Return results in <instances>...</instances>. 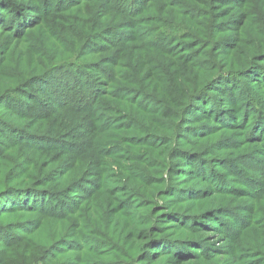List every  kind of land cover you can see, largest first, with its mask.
Masks as SVG:
<instances>
[{
	"label": "rangeland",
	"instance_id": "rangeland-1",
	"mask_svg": "<svg viewBox=\"0 0 264 264\" xmlns=\"http://www.w3.org/2000/svg\"><path fill=\"white\" fill-rule=\"evenodd\" d=\"M0 5V76L16 78L5 89L0 86V92L10 95L20 89L15 97L26 104L19 116L24 121L12 120L14 128L10 125L7 136L4 131L0 136L4 146L11 143L7 150L12 148L21 159L15 171L36 172L39 191L52 194L44 206L29 202L24 214L0 220L1 264H47L48 244L54 243L61 247H55L53 258L60 256L55 264H177L175 260L192 257L189 250L197 253L199 247L209 252L203 264H258L256 259L264 256V40L259 42L251 22L254 17L264 20V0H0ZM219 10L223 11L217 13ZM232 20L233 26L215 27ZM127 37L125 43L133 44H122ZM232 42V50L224 52L223 45L229 48ZM85 44L93 49L112 46L109 56L94 54L82 59L79 54H63ZM179 48L175 56L189 51L192 57L187 62L194 65L192 69L185 68L180 74L167 63L168 75L148 67L154 61L166 63ZM55 59L76 62L75 68L43 76ZM82 61L96 63L87 64L84 71L79 66ZM116 61L121 78L117 92L123 104L113 112H109L111 108L99 111L84 100L101 90L106 95L104 84L108 82H101L106 80L102 77H106L104 71L115 69ZM137 61L139 65L130 68ZM253 62L258 64L249 72H228ZM222 74L235 77L217 80L208 89L213 104L209 107L219 117L218 127L204 121L205 116H197L175 133L173 129L181 126H176L177 120L167 119L162 108L178 117L180 108H172L183 105V87L192 94ZM85 77L94 81L92 92L73 85L76 79H83V85ZM25 80L22 87L15 88L14 83ZM170 86L173 94L167 89ZM133 89L137 91L125 101ZM26 95L28 99L23 98ZM24 103L14 101L12 106L21 110ZM219 107L227 108V114ZM5 110H0V117L6 118L2 116ZM230 117H235L234 122ZM159 129L163 134L152 136ZM165 134L167 141H173L160 150L162 143H157ZM33 135L37 138L32 139ZM150 137L156 140L155 150L154 144L142 142ZM24 141L40 145L43 151L31 154L20 146ZM94 145L95 152L88 149ZM180 148L191 153L199 181L189 184L190 180H183L189 173L181 169L189 168L178 162L182 160ZM132 154H139V160ZM28 158L31 163L23 164ZM136 169L141 173L128 177ZM6 170L13 166L3 168L0 162V188L5 185L1 174ZM163 176L164 181L169 177L168 186L159 182ZM132 184L142 193L155 191L154 199L137 204L131 197L125 200ZM211 187L216 196L204 201L202 195ZM198 189L196 197L203 199L196 204L202 206L181 210L177 203ZM184 193L187 195L178 202L168 203ZM55 199H62L59 204L84 208L79 215L71 216L76 209L57 218L47 206ZM206 209L210 214H198V220L223 214L220 224L210 219L214 229H206L207 242L189 221L193 213ZM178 210L181 212L176 214ZM225 229L232 233L225 234ZM154 242L167 243L169 248L143 253ZM11 247L23 254L13 255ZM37 249L43 257L32 255ZM174 251L180 255L174 257Z\"/></svg>",
	"mask_w": 264,
	"mask_h": 264
},
{
	"label": "trees",
	"instance_id": "trees-1",
	"mask_svg": "<svg viewBox=\"0 0 264 264\" xmlns=\"http://www.w3.org/2000/svg\"><path fill=\"white\" fill-rule=\"evenodd\" d=\"M6 1V0H5ZM216 1V0H214ZM235 1V0H232ZM2 6L0 5V10H2ZM216 6L215 3H213L212 5V10L213 7ZM14 7V6H13ZM10 7L7 8V10H9ZM223 10H219L217 13H220ZM142 14V12H139L136 14L135 16V21L134 24L135 26H137L139 23L136 22L139 20V16ZM224 14V13H223ZM1 15V14H0ZM228 15H223V18H226ZM235 20L232 21H227L225 23H219L217 24L215 27L221 26V25H227V27L229 26H233L232 23H234ZM247 21L244 23V27L246 26ZM252 25L254 27V30L256 29V32L258 33V35L260 36V40L259 42H262V40H264V20H260L257 18H253L252 20ZM222 27V26H221ZM214 28V27H213ZM129 37L124 38L122 44L124 45H129V44H133V43H125L128 40ZM234 39V38H231ZM233 43V42H232ZM229 44V43H228ZM234 45V43L231 45V47H227V45H223L224 48V52L228 53L229 51L232 50V46ZM84 47L81 48H76V49H70L68 51H65L63 54H70V56L74 57L75 55H82V59L83 57H90L93 56L94 54H107V56H109L110 54V50H111V46L112 45H96L94 46L95 48L93 49L92 47H90L89 45L85 44L83 45ZM188 47V46H187ZM185 47V48H187ZM115 48H119V47H115ZM78 49V50H77ZM182 48H179L177 51L171 52V54L169 55L168 59L165 62H160V64L155 63V61L153 63H151L148 67L149 68H157L156 72L159 71H164L166 72L168 75H171V70L169 69V67H174L177 68L179 73L182 74L185 72V68L188 69H192L193 68V64L191 62H187V60L189 61L190 58L192 57V55L189 54V51H185L184 54H179L176 55L175 54L180 51ZM77 50V51H76ZM171 49H168L166 51L170 52ZM161 51L163 52V50L161 49ZM241 52V51H240ZM264 52V51H263ZM262 52V53H263ZM261 53V54H262ZM168 55V54H167ZM58 56H62L61 54H58ZM226 56V55H225ZM177 59V60H176ZM63 59H55L54 61H52V64L44 69V73L43 76H50L54 71H58L62 68H66L69 67L70 68H75L76 62H62ZM66 60H70V59H66ZM51 63V62H47L46 64ZM92 63H96L95 61H82L79 63V66L84 68H87L86 65L87 64H92ZM111 63V62H110ZM167 63H169V67H167ZM45 64V65H46ZM109 64V63H107ZM135 64V65H133ZM137 64L139 65V61H137L136 63H132L130 64V68H135L137 66ZM192 64V66H190ZM256 64H258V62H253L250 65L245 66L243 69H239L236 71H228L231 75H237V74H244L246 72H249V70L251 68H253ZM120 63H118V61L113 63V66L115 69H113L110 73H107V71H104V74H106V77H102L103 79H106L105 81H101V82H108L105 83L104 86H107L106 89V95H101L102 90L100 92H98L97 94H95L93 97H88L87 100L85 99L84 101L87 104H91L94 107H96L99 111H106L105 109L107 108H111L112 110H109V112H113L116 110H119L121 108V104H123L124 99L122 97H120L121 95L118 94V90L121 88V78H120V71H118ZM34 66L36 67V64L34 63ZM226 67H230L231 65H228L227 63L225 64ZM82 69V70H83ZM85 71V69H84ZM189 71V70H188ZM236 72V73H235ZM33 74H36V72H34ZM42 77V76H40ZM235 76L232 77H226L223 76V74L219 77L216 78H211L203 87H201L198 91L194 92V93H187L186 88L183 87V89L181 90V95L183 96L182 100L184 101L183 105L182 103H180L179 105H177V107L172 108L173 109H179V115L178 117H175L172 115L171 110L168 111L167 107H163L162 109L165 108V112H166V118L169 120H177L176 126H181L179 129L177 127H175L173 130L175 133L178 132V130H182L183 125L189 124L187 123V121L193 120L194 118H196L197 116H205L206 118L204 119V121L207 120V122L209 124H213L214 127H218V124H216V122L219 120V117H217L213 112H211V107H209L210 105L212 106V102L209 98L210 96V92L208 91V89L217 81L220 80L222 78L228 79V78H233ZM30 79L33 78V75L31 77H29ZM15 76H10V77H3L0 76V86H2L4 89L8 86V84H11L12 82H15ZM29 79V80H30ZM215 79V81L212 83V81ZM42 79H36L34 81L38 82ZM28 80H25L24 82L21 83H14L15 84V88H19L22 87L24 83H26ZM82 81L83 79H76L73 80V85L74 87H78V86H82L83 90H88L91 89V92L93 91V89L95 88V84L94 81H92L91 78L89 77H85V81L84 84L82 85ZM29 86H25V88H28ZM127 88V91H130V87H125ZM169 90V94H173L174 88L172 86L167 88ZM134 91L131 92V96L129 95V97L125 99V101H128L132 98V96L135 94V92L137 91V89H133ZM188 90V89H187ZM22 90L20 89H16L14 91V93H6V91H2L0 92V110H4V115L2 116H6V118H2L0 117V133L1 131H4L3 134L5 136H7L8 132L12 129L10 127L15 126V124L12 123V120L16 121V122H22L24 121V118H21L19 116H21L23 114L24 111H26V104L24 103V101L22 100V98H17L15 96H17V94L21 93ZM27 92V91H25ZM73 93V92H72ZM71 93V94H72ZM28 94V93H26ZM29 96V95H28ZM28 96H24L23 98H27ZM110 98H106L109 97ZM144 96L141 95L140 97ZM14 101H21L23 102L25 105L23 106V109L19 110L16 109V107H13L12 104ZM181 101V102H183ZM66 103H68L67 101H65ZM11 105V106H10ZM182 106V107H181ZM8 107V108H7ZM220 108V111L223 114H227L228 109L227 108ZM123 111V110H122ZM201 112V115H198L197 112ZM194 112V116L190 117L191 113ZM177 118V119H176ZM231 121L234 122L235 117H230ZM83 127H81L82 129H84V133L85 132V128L86 126L84 125V123H81ZM220 124V123H219ZM188 127H192L189 126ZM207 127V126H206ZM202 128L204 129V127L202 126ZM159 133L163 134L162 130H155L153 131L152 136L158 137ZM145 134V133H144ZM148 134V133H146ZM195 134V133H192ZM24 136H26V134H23ZM151 136V135H150ZM163 137L159 138V142L157 144H161L162 146H160L158 149L163 150L165 148L168 147V145H170V141H173V139L167 141L168 137L166 134L163 135ZM35 135H33L32 139H35ZM3 137L0 136V162L2 163V167L6 168L8 166H13V170H6L3 171L1 174V181L5 184L2 188H0V220L3 219H11V217L13 216H17V214H24L25 211L27 212V209H29L28 203L29 202H34L35 204H38L39 206H44V202H47L50 198L49 195H52L51 193H46V192H41L39 190H41L39 187L41 185L40 179L37 178L36 176V172L35 173H30V171H26V170H20V171H15V168L19 169L20 168V160L18 159V157L15 156V153L12 151L13 149H9L8 148L12 147L11 143L7 146H4V139H2ZM37 138V137H36ZM151 138V137H150ZM145 138L142 140V142H146L147 144H154V146L152 147L153 150H155V148H157L156 146V140L155 138ZM169 138V137H168ZM43 139V138H41ZM41 139H37V140H41ZM32 142V141H31ZM24 144V145H23ZM20 146L28 149L29 152H32L31 154H34L33 152H37V151H43V150H39L40 145L34 144L32 145V143L24 141L20 144ZM84 147V146H82ZM95 145L92 148H88L89 150H94ZM87 149V150H88ZM182 150V151H181ZM179 154H180V158H182V160H178V162H184L183 166H186L189 169H181L183 170L182 172L184 173H189L187 177H185L183 180H190L189 184H192L193 182L199 181V178L196 174L195 171V164L191 163L190 157H192V155H190L191 153L188 152L186 153L185 150L183 149H179ZM132 157L134 158V160H139V154H132ZM32 160H30V158L28 159H24L23 164L27 163H31ZM168 168H166L167 171ZM141 172L139 170H135L133 175L132 173H128V177L134 176V174H140ZM125 174V173H124ZM125 178V177H124ZM162 182L159 181L161 184L163 183V186H168V180L169 177L167 178L166 181H164V176L161 177ZM127 180V178H126ZM36 183H38V187L36 185ZM1 185V184H0ZM39 188V189H38ZM68 188V187H67ZM191 186H188L187 189H190ZM67 190V189H66ZM65 190V191H66ZM201 189H198L197 193H190L188 199H186L185 201L179 202L177 203L178 206H181V210H185L186 212H189V208H200L202 205H197V202H200L201 199H203L202 197H205L204 201H207V199L210 196H216V194L214 193V189L213 187L206 189L204 192V195H202V197H196L199 195ZM126 192L128 193V196L126 197L125 200H128L130 197L132 198V202H136V204L139 202V200L142 199H150L153 200L154 199V195H156V192L153 190H148L146 193H142L137 185H129V187L126 189ZM162 192H164V190H162ZM31 194H35L34 197H30L29 195ZM46 195V197H44L43 195ZM67 194V192L64 193V196ZM75 194V193H72ZM187 194L184 193L183 196H179V197H174V199L172 201H168V203L170 202H178V199L184 198V196H186ZM71 199V197L69 198ZM60 200L62 199H55L52 200L47 206L49 207V211L52 212L57 218L60 217L61 215H65L74 212L77 207L79 205L74 204V203H64V204H59ZM187 204H189V206H186ZM224 208V206H222ZM82 208H84V205L81 206L79 209H77V211L75 212L74 215L71 216H76L81 214L82 212ZM62 211H59V210ZM210 209V208H209ZM209 209H206V211L203 212H196L193 213L191 216V218L189 219V221L192 223V225L194 226V228L198 231V233H200L204 238L203 240H205V242L210 241V235H207L206 233V229L208 228H213V226H211L210 223V219H212L211 221L214 222V224H220L222 215L218 216V217H214V218H210V215H207L205 218H203L201 221L198 220V218H196V215L198 214H210V212H207ZM15 210H19V211H15ZM176 214H179L181 211H176ZM10 216V217H9ZM20 218V217H19ZM20 220V219H17ZM14 221V220H11ZM47 222V221H44ZM29 227V226H28ZM39 229V228H38ZM214 229V228H213ZM225 234H229L232 233V231L230 229H225ZM214 232H216L214 230ZM219 236L216 237V239H218ZM231 238V236L229 237V239ZM206 245H209V243H207ZM48 249L49 251H46V259L44 258V262L47 264H55L57 262V260L59 259L60 256H58L57 258H53L56 254L57 251L54 252L55 247H58L59 249L61 248L60 245L58 244H52L51 246H53V248H51V246L48 244ZM199 246V245H198ZM165 248H169L167 243H160V242H154L151 243V245L149 246L148 251H144L143 253H152L155 250H163ZM190 253L192 254V257H189L188 259L184 260V261H178L175 260V262L177 264H203L206 260V258L209 256V252L208 250L205 249V247H199L198 252L194 253L192 250H189ZM10 252L17 256L18 254H23V252L18 251L17 249L12 248L10 249ZM35 257L39 258V257H43V254L41 253V251H39L38 249L32 254ZM148 255V254H147ZM180 254L175 253L174 251V257H178ZM198 256L200 257L199 259H193V257ZM182 257V256H181ZM170 259L167 258V260ZM257 260L258 264H264V256L259 257ZM170 261V260H168ZM157 263V262H156ZM169 263V262H167ZM1 264V262H0ZM62 264V263H59Z\"/></svg>",
	"mask_w": 264,
	"mask_h": 264
}]
</instances>
